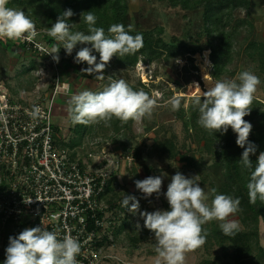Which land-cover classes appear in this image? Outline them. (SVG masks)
<instances>
[{
	"label": "trees",
	"instance_id": "trees-1",
	"mask_svg": "<svg viewBox=\"0 0 264 264\" xmlns=\"http://www.w3.org/2000/svg\"><path fill=\"white\" fill-rule=\"evenodd\" d=\"M150 1L162 3L166 8L178 12L182 21L180 33L179 35L168 36L161 26H155L147 31L132 30L130 34L133 36L142 34L143 47L134 55L114 57L113 63L117 69L132 71L138 62L149 64L160 60L185 59L191 63V55L194 52L203 53L206 51L211 64L209 74L212 80H221V73H229L235 58H233V55L236 53L233 51V41L236 42L235 36L239 29L250 26V22H247L244 18H235L233 12L242 10L246 17H251V0ZM8 6L24 10L36 23L39 34L35 41L47 42L53 47L56 46V43L54 38L48 35L49 27L56 21L57 16L66 9H71L74 13L69 18L70 22L73 23L72 31L74 32L83 31L88 34L87 25L82 14L88 11L96 15V26L103 27L106 34H108V28L116 23L123 24L125 30L128 29L126 27L128 6L125 0H9ZM242 40L243 43L246 41L245 48L241 53H236V56H241L255 75L264 74V42L249 37ZM14 44L17 47L21 45L19 42H14ZM84 46L91 47V45L78 44L71 55L63 54L65 50L61 48L58 55H65L60 61L65 70L74 71L75 76L79 79L90 80L93 78L83 77V70L88 65L80 63L76 66L70 60V57L75 58L76 52ZM92 54L97 57V62H99V53L93 50ZM37 58L41 59L36 57L29 61L26 68L21 66L17 71L14 77L15 84L10 89V92L14 95L13 97H17L20 90L32 91L33 82L35 81V78L31 76L32 71L42 67ZM80 67L84 68L78 70ZM23 69L27 70L22 71ZM192 69L195 71L194 67ZM132 87L139 90V87L144 88L145 85L137 82V85ZM144 91L149 95L147 90ZM163 113L155 115L153 126L146 124L144 126L145 134L153 132L156 136V140L147 149L149 151L147 155L155 156L166 167L171 164H181L179 168L176 167L177 170H181L191 177L192 173L195 172L199 176V182L208 181L211 188L216 189V193L227 194L240 199V211L235 214L240 224L239 232L235 236H226L220 226L213 223L210 224L209 228H204L207 230L208 235L206 243L197 249V251H202L201 260L198 264H249L253 252L255 250L261 251L259 226L262 225L264 229V203L260 200H257L255 204L249 202L247 184L253 169L243 167L240 162L244 149L236 144V134L231 128L223 135L219 132L210 133L202 128L198 124V110L193 104L186 112L176 111L174 119L169 118L167 115L164 116ZM256 115L262 116V113L258 114L256 112L253 118ZM244 119L248 122L251 120L249 116L244 117ZM175 120L181 122L187 136L186 139L190 142L189 146L185 142L177 144L172 126ZM132 121L129 120L124 123L114 117L107 123L104 121L86 124L77 123L73 121L70 111L68 138L65 141L60 135L61 128L54 125L55 144L67 149L72 155L75 149H81V141L86 136L91 134L92 136H100L95 147L90 150H100L110 145L120 150L124 155L133 157L135 162L139 163L144 171L145 178H147L150 173L147 162L143 160L144 141L140 144L135 142V136L131 130ZM249 141L256 145L255 154L250 155V160L255 166L257 155L264 152V131L262 132L259 128L257 131L252 129ZM82 154H85V151L82 150ZM197 155H200V157H197ZM207 161H210L211 165L207 171H204L202 170L205 167L203 164ZM137 172L138 168L133 167L127 177H131ZM185 176L187 177V175ZM114 180L115 178L112 179L111 185L105 194V201L110 203L113 208L117 207L116 202L120 195L112 189ZM136 180L143 179L137 178L133 182ZM137 190L135 183H133V192L127 195L136 197ZM126 227L128 226L125 225V222L113 227L111 232L115 240L123 234ZM20 228L11 221L2 223L0 217V264H3L5 260V249L8 246L9 237L18 235L22 231ZM154 238L153 233L143 227L135 231L129 241L132 249H135L139 243ZM214 247L219 254H215Z\"/></svg>",
	"mask_w": 264,
	"mask_h": 264
},
{
	"label": "clouds",
	"instance_id": "clouds-1",
	"mask_svg": "<svg viewBox=\"0 0 264 264\" xmlns=\"http://www.w3.org/2000/svg\"><path fill=\"white\" fill-rule=\"evenodd\" d=\"M8 4L9 0H0V40L34 41L39 34L35 21L24 10ZM82 14L88 34L72 31L73 23L69 18L74 13L71 9L64 10L49 27L48 35L57 42L47 53L53 61L59 62L61 48L66 55H71L78 44L91 45L76 52L75 62L86 63L85 72L98 74V78L103 79L104 70L113 57L134 55L143 47L142 34L131 35V26L125 30L123 24H112L106 34L103 27L96 26L97 17L93 12ZM93 50L99 53V62L92 54ZM38 73L44 78L43 69H38ZM207 82L208 90L201 91L192 101L199 113L198 124L210 133L219 132L221 135L232 129L237 137L236 144L244 149L240 159L242 166L253 169L247 184L249 202L255 204L260 200L264 203V152H260L253 166L250 155L255 154L256 145L249 141L252 124L244 119L251 112L254 94L261 81L253 72L245 70L236 79ZM65 87L70 90V85ZM69 104L73 121L85 124L107 123L114 117L124 123L142 121L150 117L157 106L156 101L142 89L135 90L124 79H112L110 76L102 91L85 89L76 92L71 95ZM178 104V101H173L174 107ZM40 111L35 107L33 118L38 117ZM134 183L145 198L161 195V176H149ZM211 192L214 198L209 204L208 194L200 186L198 175L186 177L176 172L164 193L169 210L140 212L143 227L153 233L157 242L155 264H185L186 253L206 243L208 232L203 226L213 220L221 222L220 228L226 236H235L239 232L238 221L229 217L240 211V199L218 194L216 189ZM121 206L136 213L139 200L134 195H124ZM137 226L140 227L139 224ZM80 251L81 244L77 238L70 234L60 237L57 231H50L41 224L9 237L3 264H79L76 257Z\"/></svg>",
	"mask_w": 264,
	"mask_h": 264
},
{
	"label": "rangeland",
	"instance_id": "rangeland-1",
	"mask_svg": "<svg viewBox=\"0 0 264 264\" xmlns=\"http://www.w3.org/2000/svg\"><path fill=\"white\" fill-rule=\"evenodd\" d=\"M128 6L126 27L131 26L132 30L138 31H147L155 26H161L165 30L168 36L170 35H179L181 30L182 21L180 15L177 11L168 9L162 3H157L150 0H125ZM233 15L235 18H244L247 22H250V26L241 28L236 34V42L233 41V51L236 53H241L245 48V43H243V38L259 40L264 42V1L263 0H251V17H246L244 11L238 10L234 11ZM15 40H0V85L4 86L12 100H23L28 99L29 95L33 90H36L39 82L38 69H43L45 73L44 82L53 87V80L55 76H59L63 82H66L70 85V94L67 96L57 97L55 104L52 108V118L53 123L58 125L61 128L60 135L67 140L68 135V126L70 118V104L69 100L72 94L90 89L92 91L103 90L104 87L109 83V76L112 79H124L129 83L130 86H136L137 82L144 84L145 87H139V90H147L149 96L156 101V107L153 109L150 117H145L142 121H132L131 130L135 136V142L140 144L144 141L145 148L142 149V154L144 156L143 160L147 162V167L150 173V176H161L162 177V188L161 195L157 198L155 194L150 197L145 198L143 193L137 190L136 198L139 200V211L136 213L129 212L127 208L121 206V201L124 195L132 194L133 192V180L140 178L145 179L144 171L137 163L138 172L131 177H127V174H122V176L114 177L115 180L112 183V189L115 192H118L119 199L116 202L117 207L113 209V222L115 226H119L121 222H125V225L128 226L125 228L123 234H121L117 240L114 239L112 232L108 230L111 234L112 241L109 245H112L109 248H106L103 252L104 256H108L110 259H104L101 264H155L157 258L156 253V239H152L146 242L138 244V247L132 249L129 238H131L135 231H138L143 228V218L140 216V212H152L157 209L169 210L168 202L164 196V193L167 191V185L171 182V177L175 175L176 172L187 175L181 170H177L181 164H171L166 167L165 164L161 163L155 156H148L149 152L147 149L151 146L156 136L153 132L148 134L144 133L145 124L148 126H153L154 118L159 113H163L164 116H168L171 119H174L175 112L182 110L186 112L190 105H192L193 98L199 95L200 93L190 96L189 93L193 89V84L198 83L201 85L200 73L198 69L199 61L206 60V70L208 74L211 72V64L208 60V52L204 51L203 53L194 52L191 55V63L185 59H173L169 61L160 60L154 61L149 64H144L138 62L132 71L119 70L113 63L114 57L104 70V78H98V74H88L83 70V77L88 76L93 79H79L75 76L74 71L65 70L62 67L60 61L65 57V55L59 56V62L57 63L56 72L51 64L46 63L45 61L39 60L38 62L42 64V67H38L36 70L32 71V77L35 78L33 82L32 91L20 90L17 97L10 92V89L13 88L15 82L14 77L17 71L21 66L27 67L30 60L38 57L35 53L30 51L26 52V49L19 45L18 47L14 44ZM57 44V42H55ZM236 43H238L236 45ZM6 47V48H5ZM49 51L53 48V45L48 46ZM65 52H63L64 54ZM233 55V64L231 65L230 71L221 73L220 79H236L240 72L242 71H251L248 65H246L245 60L237 55ZM36 56V57H35ZM70 60L78 66L80 63H76L74 58L70 57ZM179 61V62H177ZM146 65L145 69H142V66ZM88 67V66H87ZM194 67L195 71L192 69ZM84 68V67H82ZM81 67L78 70L82 69ZM86 69V68H85ZM23 69L22 71H26ZM53 75V76H52ZM38 76V81L37 80ZM210 76V74H209ZM261 81L260 85L257 88L256 93L254 94V100L252 104V109L248 115L251 120L249 122L252 124V129L259 128L262 132L264 131V74L257 75ZM50 78V79H49ZM157 86V87H152ZM173 101H178L179 104L177 107H174ZM261 104V105H259ZM262 113V116H253L256 114ZM156 115V116H155ZM252 115V116H251ZM263 117V119H261ZM173 134L176 137L177 144L185 142L189 146L190 142L186 139V135L181 126L179 120H175L172 123ZM100 136H86L81 141V149H77V153L82 155V150L86 152L90 151L91 148L95 147V144L99 141ZM260 154V153H259ZM258 154V155H259ZM257 155V157H258ZM200 157V155H197ZM205 167L202 170L207 171L208 167L211 165L210 161L203 164ZM159 170V171H158ZM198 175L193 172L192 176ZM199 182V176H198ZM200 183V182H199ZM200 186L204 188L206 194H208V203H211V200L214 198V194L211 192L212 188L208 184V181L200 183ZM141 197V198H140ZM131 204V202H130ZM130 206V205H129ZM229 219H237V215L229 217ZM120 220V223H119ZM216 224L220 226V221L213 220L206 223L203 227L209 228L210 224ZM239 223V221H238ZM140 225V227L137 226ZM240 225V224H239ZM21 229V228H20ZM24 228L22 227V230ZM129 229V231H127ZM1 241V239H0ZM259 244L261 251L255 250L253 252V257L249 261V264H264V229L262 225L259 226ZM1 247V242H0ZM215 254H219L217 249L214 247ZM202 251H190L186 253L185 264H198L201 260Z\"/></svg>",
	"mask_w": 264,
	"mask_h": 264
},
{
	"label": "built area",
	"instance_id": "built-area-1",
	"mask_svg": "<svg viewBox=\"0 0 264 264\" xmlns=\"http://www.w3.org/2000/svg\"><path fill=\"white\" fill-rule=\"evenodd\" d=\"M14 42L56 72L57 63L47 54L50 44ZM44 80L39 75L36 90L24 101L12 100L0 85V217L21 229L42 224L60 237L70 234L81 244L79 264H101L110 259L103 252L112 246L108 230L115 225L106 191L114 177L128 174L137 163L110 145L82 155L57 146L52 108L57 97L70 94L69 84L59 76L53 87ZM35 107L41 111L33 118Z\"/></svg>",
	"mask_w": 264,
	"mask_h": 264
},
{
	"label": "bare ground",
	"instance_id": "bare-ground-1",
	"mask_svg": "<svg viewBox=\"0 0 264 264\" xmlns=\"http://www.w3.org/2000/svg\"><path fill=\"white\" fill-rule=\"evenodd\" d=\"M207 60L205 58V60L203 61H199L198 63V69H199V73H200V79H201V85L198 83H194L193 84V89L190 91L189 95L193 96L194 94L197 93H201V91H207L208 90V80H211L214 82V80L211 79V77L209 76L207 70H206V65H207ZM146 65L142 66V69H145ZM196 85H198L199 87H197Z\"/></svg>",
	"mask_w": 264,
	"mask_h": 264
}]
</instances>
